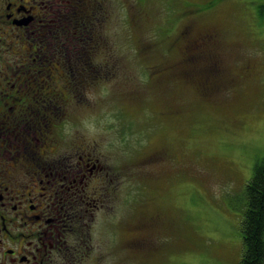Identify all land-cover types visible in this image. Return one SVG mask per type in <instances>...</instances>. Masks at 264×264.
Listing matches in <instances>:
<instances>
[{
	"label": "rangeland",
	"instance_id": "374dc122",
	"mask_svg": "<svg viewBox=\"0 0 264 264\" xmlns=\"http://www.w3.org/2000/svg\"><path fill=\"white\" fill-rule=\"evenodd\" d=\"M108 1L97 59L119 74L105 71L61 122H79L76 144L100 143L98 172L111 165L89 187L119 189L81 232L82 264H239L246 185L264 158V0ZM71 30L77 53L89 34ZM159 39L170 48L135 57Z\"/></svg>",
	"mask_w": 264,
	"mask_h": 264
},
{
	"label": "flooded vegetation",
	"instance_id": "af4514ba",
	"mask_svg": "<svg viewBox=\"0 0 264 264\" xmlns=\"http://www.w3.org/2000/svg\"><path fill=\"white\" fill-rule=\"evenodd\" d=\"M73 1L0 0V264H82L81 232L119 190L89 187L110 176L100 143L76 144L77 120L45 112L75 101L58 91L76 65Z\"/></svg>",
	"mask_w": 264,
	"mask_h": 264
},
{
	"label": "trees",
	"instance_id": "16d2710c",
	"mask_svg": "<svg viewBox=\"0 0 264 264\" xmlns=\"http://www.w3.org/2000/svg\"><path fill=\"white\" fill-rule=\"evenodd\" d=\"M142 1L143 0H137L136 2L135 0L136 4L138 5H140ZM73 3L74 9L70 20L73 22V26L75 29H78V27H82L83 31L86 32L87 35L89 34V42L88 44H86V42L84 43L83 50H81L80 47L78 48L76 53L78 55L76 58V65H73L74 72L69 75L70 73H68L67 71V77L64 79L67 85H65L64 88H59L58 91H60L61 89L64 93L66 92V97H75V101L73 103L76 107L87 105L86 98L85 100L83 99V94L86 88L102 81V79H104L103 74L107 70H112L114 72L113 75L117 73L119 74V67L115 69L113 68V66H111V62L99 63L97 59V49L100 48L98 49L99 52L101 50L103 51L102 47H99L100 44L98 43V39L99 42L102 41L103 36L101 35V30L104 23V10L106 9V11H108L107 6L109 4V1L74 0ZM184 15V11H176L177 18H182ZM127 20L129 26L137 25L134 22L135 19L133 16H131V14ZM185 32L186 31H183L182 35L186 34ZM163 35L167 36V32H163ZM162 39L154 42L149 41L148 44H146V47L142 45L138 47L136 45L137 55L135 57L137 58L141 55L139 54V52L143 47L144 49L150 48V50L146 53L147 55H149V58L151 51H153L156 46V49L159 50L166 43L168 44V48H170V43L163 42L161 44ZM203 41H205V38L201 39L202 43ZM100 43L102 44V42ZM200 44L198 45L200 46ZM108 50L110 51V57H112V50ZM102 51L100 52V56L102 54ZM148 67L150 70L155 69L153 72L149 73L151 76L154 73L156 75V73L161 71V69H165L160 64H157L155 66L150 64ZM212 72L214 73L216 72V70ZM159 76L161 75H158L157 78L154 79H159L158 81H160V79L162 78H160ZM156 80H154L153 82H155ZM155 84H158V82H156ZM66 87H68L72 92L69 93V90H66ZM78 95H80V97H78ZM68 106L69 105L46 106L45 112L48 113V111H50L53 114L59 113L60 117L63 118L67 115ZM49 108H51L52 110H48ZM77 123L79 124L78 121ZM246 200L247 209L245 211V218L242 225L244 238V254L239 264H264V158L256 164L253 177L246 185Z\"/></svg>",
	"mask_w": 264,
	"mask_h": 264
}]
</instances>
